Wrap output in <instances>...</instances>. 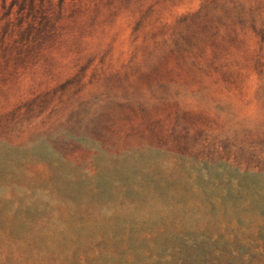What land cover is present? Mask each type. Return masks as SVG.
I'll return each instance as SVG.
<instances>
[{
  "label": "rangeland",
  "instance_id": "374dc122",
  "mask_svg": "<svg viewBox=\"0 0 264 264\" xmlns=\"http://www.w3.org/2000/svg\"><path fill=\"white\" fill-rule=\"evenodd\" d=\"M0 264H264V0H0Z\"/></svg>",
  "mask_w": 264,
  "mask_h": 264
}]
</instances>
